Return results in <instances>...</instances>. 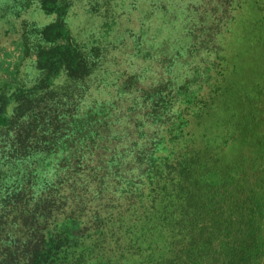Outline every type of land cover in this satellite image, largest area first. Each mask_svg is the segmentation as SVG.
Returning <instances> with one entry per match:
<instances>
[{
  "label": "trees",
  "instance_id": "obj_1",
  "mask_svg": "<svg viewBox=\"0 0 264 264\" xmlns=\"http://www.w3.org/2000/svg\"><path fill=\"white\" fill-rule=\"evenodd\" d=\"M239 7L251 8L242 46L261 58L264 0ZM64 32V45L48 49L64 50V99L45 116L10 122L1 105L0 264H264V62L251 66L238 47L208 95L161 80L113 114L121 95L84 102L96 62ZM183 48L180 41L163 59L170 75ZM37 96L25 100L42 102ZM218 110L225 113L216 123ZM125 114L131 118L118 127ZM190 118L223 126L225 135L212 138L206 127L200 138L187 134Z\"/></svg>",
  "mask_w": 264,
  "mask_h": 264
},
{
  "label": "rangeland",
  "instance_id": "obj_2",
  "mask_svg": "<svg viewBox=\"0 0 264 264\" xmlns=\"http://www.w3.org/2000/svg\"><path fill=\"white\" fill-rule=\"evenodd\" d=\"M53 1L0 0V114L1 105L6 104L8 122L21 113L45 116L52 102L64 99L70 88L64 65L58 64L64 50H48L51 43L64 45V30L85 50L84 55L96 62L97 67L87 80L84 102L108 103L121 95L115 110L111 108L114 105H108L113 114L130 105L138 90L150 89L161 80L189 84V91L208 95L218 74L226 73V66L235 62L238 47L243 50L242 60H248L251 66L264 62L263 44L257 45L261 58L259 52L242 46L245 33L250 30L244 11L251 8L242 9L239 5L245 7L246 1L249 4L253 0H56L58 8L53 7ZM226 2L229 8L225 7ZM175 36L180 39L173 41ZM180 41L186 54L181 57L183 64H178L175 74L170 75L163 59L176 51ZM249 54L256 55L250 59ZM221 56H225V63L220 65ZM71 90L75 92L77 88ZM30 92H36L43 101L27 103L25 95ZM183 99L181 94L173 102L172 112L183 107ZM224 113L225 110H218L210 119L217 123ZM129 117L125 114L117 126L124 127ZM190 119L184 130L187 134L200 138L206 127L214 133L212 138L217 136L220 140L219 135H225L223 126L210 127L206 120L200 125ZM20 123L16 119L9 128L16 131ZM230 144L225 149H230ZM47 190L43 188L40 193ZM261 210L264 211V200ZM63 211L64 207L60 212ZM11 234L17 237L20 232L11 230Z\"/></svg>",
  "mask_w": 264,
  "mask_h": 264
}]
</instances>
